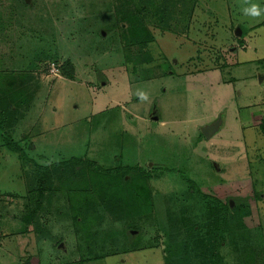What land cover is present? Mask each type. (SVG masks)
<instances>
[{"label": "rangeland", "instance_id": "rangeland-1", "mask_svg": "<svg viewBox=\"0 0 264 264\" xmlns=\"http://www.w3.org/2000/svg\"><path fill=\"white\" fill-rule=\"evenodd\" d=\"M176 1L166 7L155 0L169 14L130 30L140 35L147 26L154 34L141 48L120 28L141 0H0V78L10 84L27 70L34 76L26 82L33 97L18 88L23 94L0 103L1 112H15L10 139L23 145L20 151L32 164L87 154L99 165L90 167L96 173L101 166L157 165L160 175L150 181L152 211L108 223L112 213L94 179L71 192L57 172L35 189L21 152L4 144L0 129V264H211L216 252L223 264H264V0H191L189 17L185 0ZM146 52L153 57L143 62ZM67 59L73 79L55 65ZM219 120V131L207 138L204 126ZM69 162L60 166L67 174L75 164ZM42 183L49 189L38 198ZM203 193L234 201L230 211L212 208L226 214L220 234L221 224L205 216L209 206L200 205ZM38 201L42 207L24 231L23 216ZM141 203H126L123 213ZM187 214L192 222H184ZM197 220L206 223L199 236L190 229ZM185 237L186 250L169 247ZM153 239L158 246L149 245ZM176 249L182 260L171 258Z\"/></svg>", "mask_w": 264, "mask_h": 264}, {"label": "trees", "instance_id": "trees-1", "mask_svg": "<svg viewBox=\"0 0 264 264\" xmlns=\"http://www.w3.org/2000/svg\"><path fill=\"white\" fill-rule=\"evenodd\" d=\"M134 1L135 0H131V2H134ZM163 1L164 2L162 4V6L167 7V1L168 0H163ZM190 1L191 0H189V1L185 0L182 3V5H184V12H182L184 15L185 14L191 15V13L193 11V6L192 7L189 6ZM140 3L143 4L142 7L136 5L135 8H131L128 11V15H127L128 20L125 18L124 19L122 18V20L125 23L127 22V24H128L127 27L124 25H120V28L123 29L124 31L127 30L128 37H126V42H128L129 44L130 43H132V44L137 43L138 46L143 48V47L147 46L150 42L155 41L156 38H155L154 34H150L151 32L149 31L147 26H143L142 31H144V32H143V34H140V35H138V33H133V35H132V34H130V30L131 31H133V30L134 31H140L141 30L140 26H142V21L144 20V18L155 16V15L162 18L165 15H167V13L169 14V12L166 13L165 12L166 9L165 8L162 9V6H158V5L155 6L156 5L155 0H141ZM142 8H145L146 10H148L149 14L143 15L142 12L140 11ZM154 10L156 11L155 14H154ZM161 11H164V14L161 15V13H159ZM134 14H136V15H134ZM137 15L139 17H137ZM120 22L121 21H119L118 23H120ZM152 57L153 56H152L151 52H146L142 61L147 62ZM137 58H138V55L136 56V59ZM51 61H54V60H51ZM56 61H58V60H56ZM36 64H37V62H36ZM223 64L225 66L226 64H228V62L226 64L225 63H223ZM55 65H57L59 67L60 73L64 77L73 79V72L75 70V66H74V63L72 60L67 59L66 63H64V64L60 63V65L58 63H56ZM221 68L224 69V67H221ZM28 74H31V73H29V70L23 72V74H21L22 78L21 77L18 78L19 82H12L10 84H6L7 82H4L3 78L2 79L0 78V103L2 105L8 106V101L10 98L12 100H14L15 95H18V93H20L18 88H20L21 90L26 89V91L29 90L27 96L29 97V99H30V97H33L34 89L31 86H28V83H26V82L30 83L31 80L33 81L34 76H33V74L31 76ZM25 75H27L29 78L26 77L24 79L23 77H25ZM22 84H23V86L24 85L25 86L23 87ZM4 89H6V91ZM8 90H12V91L9 93ZM4 92L6 95L2 96V94ZM20 94H23V91H21ZM18 105H20V104L18 103ZM18 111H19V108H18ZM156 112H157V115H159V116H157V115H155V116H157L159 119L160 114H159L158 110H156ZM14 113L15 112L12 109H8V108L7 109L5 108L4 111H2V112L0 111V119H1L0 129L2 131L5 129L6 133L3 131V133H4L3 136H4V139L5 138L7 139V140H5L4 144L6 146H9L10 149L14 148L15 153L21 152L20 155L18 156V158L21 160V162H23L22 164L24 165L23 166L24 169L31 176V178H32L31 180L35 184V189H36V185H37L36 182L40 183V180L42 181L41 178H43V179L46 178L47 181H51L54 178V175L58 172L60 175L61 188L63 189V188L67 187L65 190H69L71 192H74V190H75V186H76L75 183H78V185H79V184H81L82 181L84 182L88 179H90V180H88L89 183L93 179L95 180L94 183H97V185H98L96 193L99 196L100 201H102L104 203L105 209L112 213V217H111V219H108V223L111 221L116 222L117 220L115 218H118L119 219L118 221L122 220L124 218L122 214L126 215L127 217H131L134 214H136L138 216H141V215L145 216L147 211L148 212L152 211V210H150L151 208H148V201L150 200L151 196L154 194L153 189L150 186V181L154 177H156L154 179L160 178L159 173L154 172L157 169V165H155L153 167H148L147 170L143 166L142 167H136L137 170H134L135 167H131V166H128V167L127 166H115V167H109V168L108 167L104 168L101 166L100 167L101 171L96 173L95 171H92L90 169V167L91 166L98 167L99 165H98L97 161L89 160V158L86 157L87 154L84 155L85 157L84 156L75 157L70 162L65 161V158L61 157L57 163L52 164L51 166L46 165V164H41L40 162H37V161H35V162L33 161V164H32L31 163L32 161L26 155V152L20 151L21 148L24 150V148L22 147L23 145H20V143H18V142L16 144L13 139H10V131L13 128H11L9 126H11V124H14L16 122V118L13 116ZM25 143H26L25 145L27 148L28 143L26 142V140H25ZM14 145L16 147H14ZM73 161H75V164H73L72 166L69 167V168H71V173L67 174L61 170L60 166L62 167V165H67L68 162L72 163ZM94 162L97 164L95 165ZM29 166H31V168H28ZM51 169L54 170V172H52ZM115 173H117V176L114 175ZM43 186H44V184H43ZM190 187L191 186H188V191L190 193L197 194V192H200V191H197V189L196 190L192 189L194 191V192H192ZM44 189L45 190L49 189V187H47V185L44 186V188L40 187L39 188L40 191L38 193V198H41V196H43L42 194L44 193ZM33 191H35V190H33ZM254 195H257L256 199H257V201H259L258 200L259 193L257 191H255ZM210 196H211L212 200H211ZM199 198H200L199 202H200L201 206L208 205L210 208L208 215H205L206 218L209 219V217H210L211 220L216 219L217 223L221 224V227L216 228V230H215L217 233L220 234L221 232H223L222 231V229H223L222 224L224 222L223 217H226V214L224 212H221V211H230V208H232L230 201L224 203L223 198L218 199V197H216L215 195H212V194L207 197L206 193L200 194ZM189 200H191V199H189ZM142 201H143V203H141ZM244 201L245 200H243L241 198V201L239 202V204H241V203L244 204ZM126 203H130L132 205L134 203H137V205H139L141 203L142 208L140 207L137 210L134 209V212L133 211H125L123 213V211L125 210L124 207H125ZM253 203H255V201ZM41 204L42 203L39 201L36 202V206L33 208L32 212L30 214V217L27 218V220H26V214L23 216V226H24L23 229H24V231H26V222L28 224L27 231H30V226L32 225L31 219H32V221L33 220L35 221V218L37 217V212L42 207ZM214 207H218L221 211L213 210L212 208H214ZM143 212H145V214L139 215L140 213H143ZM192 214H194L193 216L197 215L194 212ZM192 214H187L186 217H183L185 223H186V219H187V221H191V222L193 221ZM200 214H201V211H199L198 216H200ZM109 216H111L110 213H109ZM179 218L181 219V217H179ZM194 224H196V226H194V227L191 226L192 228L190 227V229H192L194 231V233H193L194 235L199 236L201 234L200 230L204 229V226H206V223L197 220L194 222ZM160 229L162 231H169L170 234H177L178 233L177 234L178 237H180V234H181L177 230H173V228L169 229V230L168 229L165 230L163 225L160 226ZM108 231H109V229H108ZM207 234H209V232ZM29 235H30V233H29ZM128 235L132 236V233L129 232ZM210 235H213V234L210 233ZM212 237L213 236H211L209 240H211ZM130 239L132 240L133 238H130ZM187 239H189V238L188 237L182 238L181 239L182 241H178V243H176V244L174 242H172L171 244H169L170 245L169 247H172V248L177 247V248H182V249L185 248V250H186L187 248L190 247V245H187ZM191 243H193V242H191ZM150 244L153 245L152 247H156L159 245V241H158V239L149 240V245ZM193 244H195V242ZM129 250H130V248L127 247V251H129ZM176 251L177 252H173V250L170 251L171 258H173L175 256H180V260H182L183 251L181 249H176ZM186 254H187V258L189 260L191 258V254L189 251H187ZM218 255H219V253H217V252L213 254L214 258L211 259V264L212 263L213 264H223L222 259L219 260ZM27 263H28V261H26L25 264H27Z\"/></svg>", "mask_w": 264, "mask_h": 264}, {"label": "water", "instance_id": "water-1", "mask_svg": "<svg viewBox=\"0 0 264 264\" xmlns=\"http://www.w3.org/2000/svg\"><path fill=\"white\" fill-rule=\"evenodd\" d=\"M27 1H29V0H27ZM238 32H239L238 34H241V30L240 29L238 30ZM155 118L158 119L157 116ZM219 126H220V120L217 121V122H214L212 124L206 125L203 128V132L207 136V138H210L218 130ZM233 204H234V201L231 200V206H233Z\"/></svg>", "mask_w": 264, "mask_h": 264}, {"label": "crops", "instance_id": "crops-1", "mask_svg": "<svg viewBox=\"0 0 264 264\" xmlns=\"http://www.w3.org/2000/svg\"><path fill=\"white\" fill-rule=\"evenodd\" d=\"M242 31V30H241ZM243 36V35H242ZM243 42H242V48H243V46L245 47L246 46V44H244V43H246L244 40H242ZM244 49V48H243ZM236 49H233V51H235ZM224 79V78H223ZM223 80L221 79V81H220V83L222 82ZM220 126H221V122H220ZM220 126H219V128H220ZM205 127V126H204ZM219 128H218V130L213 134V135H215L218 131H219ZM213 135H212V137H213ZM211 138V137H210Z\"/></svg>", "mask_w": 264, "mask_h": 264}, {"label": "flooded vegetation", "instance_id": "flooded-vegetation-1", "mask_svg": "<svg viewBox=\"0 0 264 264\" xmlns=\"http://www.w3.org/2000/svg\"><path fill=\"white\" fill-rule=\"evenodd\" d=\"M157 108V107H156ZM155 113H156V110L152 113V115L151 116H155Z\"/></svg>", "mask_w": 264, "mask_h": 264}, {"label": "clouds", "instance_id": "clouds-1", "mask_svg": "<svg viewBox=\"0 0 264 264\" xmlns=\"http://www.w3.org/2000/svg\"><path fill=\"white\" fill-rule=\"evenodd\" d=\"M132 234L134 233V231L132 230V231H130Z\"/></svg>", "mask_w": 264, "mask_h": 264}]
</instances>
